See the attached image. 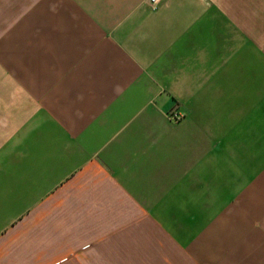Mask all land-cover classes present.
Returning <instances> with one entry per match:
<instances>
[{"label":"crops","instance_id":"1","mask_svg":"<svg viewBox=\"0 0 264 264\" xmlns=\"http://www.w3.org/2000/svg\"><path fill=\"white\" fill-rule=\"evenodd\" d=\"M0 264H264V0H0Z\"/></svg>","mask_w":264,"mask_h":264},{"label":"built area","instance_id":"2","mask_svg":"<svg viewBox=\"0 0 264 264\" xmlns=\"http://www.w3.org/2000/svg\"><path fill=\"white\" fill-rule=\"evenodd\" d=\"M151 6L153 7H156L160 2L161 0H149ZM184 112H181V111H171L168 116L172 119H180L184 116Z\"/></svg>","mask_w":264,"mask_h":264}]
</instances>
